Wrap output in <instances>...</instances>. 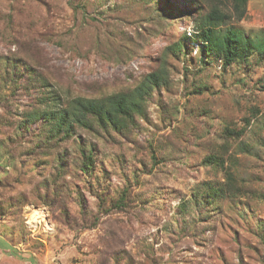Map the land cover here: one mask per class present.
<instances>
[{
	"label": "rangeland",
	"instance_id": "374dc122",
	"mask_svg": "<svg viewBox=\"0 0 264 264\" xmlns=\"http://www.w3.org/2000/svg\"><path fill=\"white\" fill-rule=\"evenodd\" d=\"M12 4L18 28L0 20V61L39 64L50 87L41 110L133 90L214 9L229 16L217 33L264 40V0H249L241 20L226 0H0V16ZM188 47L123 137L77 127L51 150L43 121L26 119L38 93L13 98L0 82V264H264V53L251 67L204 69L200 43ZM226 128L239 136L223 140ZM89 148L97 164L84 175ZM124 191L133 207L112 208Z\"/></svg>",
	"mask_w": 264,
	"mask_h": 264
},
{
	"label": "trees",
	"instance_id": "16d2710c",
	"mask_svg": "<svg viewBox=\"0 0 264 264\" xmlns=\"http://www.w3.org/2000/svg\"><path fill=\"white\" fill-rule=\"evenodd\" d=\"M85 0H69L71 6L75 7L77 4ZM232 4L234 14L241 20L245 17L246 8L249 0H226ZM194 2V1H193ZM166 5L170 6L169 2ZM11 12L0 16V20H8V25L13 27L10 31L14 35L18 24L14 20L13 13L14 4L10 6ZM182 11H186L183 9ZM188 12V11H187ZM229 19V16L219 13L216 9L212 11L203 20L201 17H195L194 37L188 36L185 32L180 35V40L174 42L164 48L160 57V66L158 69L147 74L143 80L131 91L118 92L103 98H84L75 97L65 104L53 106L44 110L39 109V105H45L49 97V93L43 91V88H50L48 85L49 78L46 75L38 73V63H31L25 59L24 65L11 59L6 60V64L0 63V70H4L3 77H0V82L4 84L5 89L10 90L13 98L20 96L19 93L31 95L32 92L38 93V96L30 98V105L33 109L27 114V122L34 123L35 121H43L41 131L38 136L42 139L47 148L53 150L58 144L68 141L76 134L77 127L86 130L87 132H99L104 130H112L120 137L127 136L136 126V117H144L146 112V102L154 90L167 87L170 83V73L167 65L169 58L179 59L186 57L187 52L192 50L188 47V43H200V57L197 61L201 64L200 68L205 69V66L212 65L213 62L221 64V68L227 69L236 64H244L246 67L252 64L254 52L264 53V40H259L257 43L250 37H245L241 32L235 29H230L224 34L217 33L216 25L224 23ZM7 25V26H8ZM16 42L21 43V37L17 36ZM21 55V54H15ZM22 57V56H21ZM196 58V57H195ZM170 60V59H169ZM189 59L187 58V61ZM190 61L193 58L190 57ZM33 66H32V65ZM48 75V74H47ZM53 77L52 75H49ZM196 94L202 92L194 91ZM55 99V98H54ZM56 100V99H55ZM39 106V107H38ZM26 121H23L18 128L29 126ZM230 128L223 131V140L228 141L232 137H238ZM82 165L80 170L84 175H91L95 170L97 160L95 149L81 150ZM63 157L59 158L57 164L58 171L64 172L66 165L61 161ZM209 166L216 168H224V160L219 156H210L205 160ZM231 177V176H230ZM217 189L209 191L207 197L208 202H213L215 196L218 194ZM127 191L120 193L118 199L114 201L113 207L118 210L129 209L133 207V203L127 201ZM106 197H99L104 200ZM103 212H108L111 208H105V205H98ZM105 209V210H103ZM110 212V211H109ZM98 217L96 216L95 222ZM95 225V223H94Z\"/></svg>",
	"mask_w": 264,
	"mask_h": 264
}]
</instances>
